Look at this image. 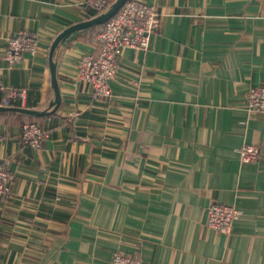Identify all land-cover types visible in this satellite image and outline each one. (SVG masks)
I'll use <instances>...</instances> for the list:
<instances>
[{
	"label": "crops",
	"instance_id": "obj_1",
	"mask_svg": "<svg viewBox=\"0 0 264 264\" xmlns=\"http://www.w3.org/2000/svg\"><path fill=\"white\" fill-rule=\"evenodd\" d=\"M86 1L0 0V79L24 92L10 107L43 112L32 119L48 133L25 146L31 118L0 111V162L13 173L0 264H112L117 250L142 264H264V112L247 107L264 84V0H146L160 14L151 48L123 49L97 102L76 80L97 36L73 32L53 55V112L50 49L92 19ZM20 32L39 51L10 68L2 54ZM247 144L258 162H241ZM215 202L238 210L229 235L207 226Z\"/></svg>",
	"mask_w": 264,
	"mask_h": 264
},
{
	"label": "built area",
	"instance_id": "obj_2",
	"mask_svg": "<svg viewBox=\"0 0 264 264\" xmlns=\"http://www.w3.org/2000/svg\"><path fill=\"white\" fill-rule=\"evenodd\" d=\"M110 0H87L88 10L103 13ZM160 14L154 4L146 0H127L119 12L106 22L104 29L97 35L99 49L97 54L89 53L79 57L77 83L85 86V92L94 102L111 97V82L118 76L123 49L132 48L149 51L152 39L159 25ZM39 37L30 32H20L8 42L3 59L9 67L18 65L25 54L35 55L39 51ZM137 85V83H136ZM22 98L24 92L6 90L0 79V101L5 107ZM247 107L255 112H264V84L253 86L247 94ZM48 133L37 122H25L22 126L21 140L25 146L40 148L42 139ZM2 138L0 136V147ZM242 163H255L261 159V150L257 145L247 144L239 149ZM13 173L7 171L0 162V196L10 194ZM238 210L231 205L215 202L207 210V226L214 231L229 235L233 232ZM112 264H142L137 255L117 250L113 253Z\"/></svg>",
	"mask_w": 264,
	"mask_h": 264
},
{
	"label": "water",
	"instance_id": "obj_3",
	"mask_svg": "<svg viewBox=\"0 0 264 264\" xmlns=\"http://www.w3.org/2000/svg\"><path fill=\"white\" fill-rule=\"evenodd\" d=\"M126 2L127 0H115L105 12L97 15L96 17L90 20L83 21L75 25H72L71 27L65 29L54 41L50 49V54H49V64H50V70H51V75H52V86L55 92V101L53 103L55 104V108L53 112H55L58 109L61 103V94H60L59 83H58V78L56 74V65L53 60L55 49L57 48L61 40L70 36L73 32L82 30V29H88L92 26L101 25V24L106 23L119 12V10L124 6ZM0 111H15V112H21V113L35 115V116L44 115V113L41 111L27 109V108H20V107L0 106Z\"/></svg>",
	"mask_w": 264,
	"mask_h": 264
},
{
	"label": "trees",
	"instance_id": "obj_4",
	"mask_svg": "<svg viewBox=\"0 0 264 264\" xmlns=\"http://www.w3.org/2000/svg\"><path fill=\"white\" fill-rule=\"evenodd\" d=\"M115 0H110L109 1V3H110V5L114 2ZM99 14H101V12L100 13H96V12H93L92 11V18L93 17H96L97 15H99ZM105 25H106V23H104V24H101V25H96V26H92V27H90V28H88L89 29V32H90V36H91V38L93 39H95L96 38V36L99 34V32H101L103 29H104V27H105ZM12 106V105H11ZM0 113H3V112H0ZM24 116H28V117H30L31 119L30 120H28L27 122H32V121H34L32 118H36V116H33V115H29V114H23ZM38 117V116H37ZM35 122V121H34Z\"/></svg>",
	"mask_w": 264,
	"mask_h": 264
}]
</instances>
